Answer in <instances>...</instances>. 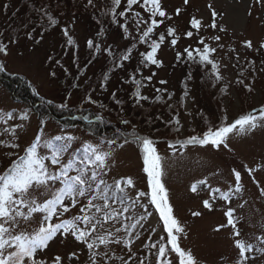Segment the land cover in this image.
<instances>
[{
    "label": "rangeland",
    "instance_id": "rangeland-1",
    "mask_svg": "<svg viewBox=\"0 0 264 264\" xmlns=\"http://www.w3.org/2000/svg\"><path fill=\"white\" fill-rule=\"evenodd\" d=\"M23 1L25 0H0V42L8 45V55L0 53V61L5 65V71L11 75L25 76L34 84L41 96L51 101L53 105L57 104L58 108L82 106V92L71 84V77L76 71V67L72 68L71 66L73 61L71 62L67 58L66 63H64L67 67L64 65L56 67L53 61L55 56L59 57L61 54H66V50L62 49L63 30L68 28L69 33L75 36L74 38L78 39L80 43L97 37L103 42V46L115 48L124 46L126 41L120 38L116 31L108 37H105V34L93 32L91 26H87L90 21L93 23V19H95V11L90 12L91 9L85 8L84 11L81 7L80 10L66 0H61L58 3V10L59 8L64 9L67 15L60 18V16H64L60 10L55 18L58 23L53 27L49 26L47 18L43 16L42 11H39L40 9L37 13L36 11L28 13L26 10L23 11V15L16 14ZM29 2L33 5L39 1L29 0ZM163 2L167 10L172 11V26L176 28L179 26L176 29V35L179 39H188L184 33L191 26L190 21L193 17L201 19L203 25L207 27L212 21L213 11L219 15L217 21L220 22V28L226 29V31H214L209 37V39L215 36L220 37L219 41L213 39V43L218 49L215 56L220 62L223 79L213 83L215 80L206 79L208 73L205 68L194 65L197 80L192 81L193 84L187 87L191 91L190 96L182 98L179 102L178 106L181 109L176 108L178 114L181 111L179 117L181 130L175 131V124L174 128L169 130L170 133L168 135L165 133V136L176 139V143L178 140L186 139L189 135L202 131L209 124L219 125L224 116H227L228 121L231 122L241 114L264 105V74L259 71L256 80L251 83L245 81L246 84H251L253 87V91L248 92L237 83L240 72L236 73L233 63L238 57L239 60H243L241 61L242 66L250 65V59L246 60V58L255 56L257 49H261L260 44L264 43V0L259 3L257 0H189L188 4H184V0H164ZM74 3L78 5L76 2ZM56 6L50 3L48 11L52 12ZM134 9L137 7L134 6ZM176 9H180L179 15L176 14ZM76 12L81 17L75 14ZM29 20L32 22L27 23ZM41 20L44 22L39 24L41 27L38 29L36 22H41ZM133 32H136L135 28ZM29 33H31V39L28 37ZM192 39L196 44L198 43V39ZM245 41H251L253 47L251 49L245 47ZM186 44H188L187 41L182 42L177 49L171 44L162 48L159 57L164 60L165 65L154 77L152 83L154 88L160 84V81L167 79L168 85L162 84V86L167 89L175 87V92L181 93V87L177 86L180 84L179 80L182 73L179 69H176L175 73H171V68L177 66V51H183ZM82 53H85L84 49ZM61 61H63L62 57ZM116 82L117 79H114L110 88L98 92L95 95L96 98H101V101L107 100L115 88ZM225 86H227L226 92L222 91ZM218 90L223 93L218 94ZM62 104L66 106L61 107ZM92 106L98 111H102L98 106L94 104ZM138 110L145 113L149 111V108ZM4 112L13 113L16 119L9 121L8 124L0 123V141H3L0 143V171L10 163L11 158H14L10 156L11 152H21L22 154L21 150L34 139L40 127L45 129V138L50 139L55 135L63 134L76 136L78 140L73 141L70 149L73 153L85 140L93 142L104 140L84 129L81 125L63 126L56 118L47 114L42 118L41 113L33 110L30 104L15 100L0 81V113ZM24 112L29 114V119L20 121L19 116ZM20 123L23 124V127L16 130V139L14 140L11 132H5L4 129ZM193 129H195V133ZM147 130L149 132L143 130L142 134H149L152 126L149 125ZM163 135L160 132L156 133V137L159 138H162ZM12 142L18 143L21 146L20 149L5 147L6 144ZM117 143L120 144L123 141H117ZM230 147L231 151L200 148L199 146L187 148L178 146L174 152L167 142L157 143V150L164 158L163 181L169 191L170 203L173 205L174 214L179 218L187 232V237L182 238L181 245L191 249L201 264H234L235 262L237 251L232 246V229L225 228L220 232L214 231L217 225L226 223L224 212L228 207L236 209L235 215L239 219L238 227L241 230L242 238L249 239L253 244H258L255 238L264 235V197L260 195V188L264 187V128H258L247 136L232 137ZM113 148L112 171L109 173V178L130 176L136 182V190H146V176L142 171L141 153L136 144L130 142L123 148L115 145ZM246 168L257 170L249 175ZM233 169L241 172L243 191L232 197L230 205L218 199L214 203L212 211L205 209L203 200L209 199L210 188L203 187L197 193H193L190 190L191 185L206 179L211 188L227 191L230 187H234ZM241 204H244L243 208L240 207ZM194 211H199L202 215L194 217L191 215ZM141 212L142 210H138L137 215ZM153 230L155 236L159 237L165 234L161 231V223L158 221L156 212L152 215H146L142 226H138L135 232L149 236ZM144 242L145 239H142V242L136 240L133 244L136 247L135 250L140 251L144 248L141 247ZM51 247L53 252L65 256L75 250L79 257L75 264H87V249L75 242L74 238L70 236L63 244L56 242ZM109 249L110 254L115 259L120 258L127 251L122 244L109 245ZM252 255L258 264H264V258H261L258 252ZM155 260L156 257H153L151 264H155ZM65 264H73V262L66 260Z\"/></svg>",
    "mask_w": 264,
    "mask_h": 264
},
{
    "label": "snow or ice",
    "instance_id": "snow-or-ice-1",
    "mask_svg": "<svg viewBox=\"0 0 264 264\" xmlns=\"http://www.w3.org/2000/svg\"><path fill=\"white\" fill-rule=\"evenodd\" d=\"M188 2L189 0H184V4ZM88 5H93V0H88ZM134 6L140 10H134ZM39 11H42L43 16L47 18L49 26L54 27L58 23L46 9ZM142 12L147 15H142ZM176 14H180V9H176ZM105 15L110 16V22L117 24L123 30L124 39L131 36L136 41L126 49L119 60L116 59L111 46L105 49L108 55L113 57L115 67H123L121 62L131 58L136 43L147 45L148 50L140 53L141 63L145 67L148 64L163 66V62L158 59V52L166 36L160 33L158 39L152 38L160 25L166 19H171L163 8L162 0H126V4H122V0H111ZM216 16L217 13L213 11L212 23L207 27L212 29L218 27ZM129 20L133 22L131 25ZM190 25L196 32L204 27L202 20L196 17L191 19ZM130 27L135 28L138 39L132 35ZM220 30L226 31L222 27ZM63 35L68 37V44L74 43L68 34V29L63 30ZM185 35L191 38L194 33L187 31ZM167 36L172 37L170 44L175 47L179 39L176 29L168 27ZM28 37L32 38L31 33ZM212 39L219 41L220 37L215 36ZM198 44L202 47H187L183 53L177 52V59L186 54L189 61L204 66L210 65L211 77L217 82L221 81L223 79L221 66L213 56L217 49L206 43L204 38H200ZM87 45L90 49L94 48L97 53L101 51L100 45L94 43L92 39L87 41ZM245 47L251 49L252 42L245 41ZM260 48H264V43L260 44ZM0 53L8 55L7 44L0 42ZM250 63L254 64V61ZM4 70L5 65L0 63V71ZM260 71L264 72V67ZM240 76H243V72ZM104 79L106 81L108 77L105 76ZM144 79L151 81L152 76ZM133 82L137 86L134 93L136 102L147 100L148 97L141 95L140 92L143 86L141 81L134 79ZM160 83L164 84L166 81L162 80ZM237 83L248 92L253 91L252 85L246 84L244 79H238ZM222 91L226 92L227 86ZM184 95H188L187 91ZM88 100L90 103H96L91 97ZM65 106L61 105V107ZM14 119L16 117L11 112L0 113V123L8 124ZM28 119L27 112L19 116L20 121ZM96 119L101 120L102 117L97 116ZM122 123L127 125L129 121L125 119ZM175 124L177 125L175 131L179 132L178 118L175 119ZM22 127L23 124L20 123L5 128L4 131H10L15 140L16 130ZM258 128H264V105L241 114L231 122L228 121L227 116H224L219 125L209 124L201 132L191 134L186 139L178 140L176 143L170 142L169 147L174 152L177 144L181 148L199 146L231 151L232 137L247 136ZM193 132L195 133V129ZM44 133L45 129L40 127L34 139L21 150L22 154L11 152L10 156L14 158H11L10 163L0 171V264H65L66 260L75 264L79 259L75 250L65 256L53 252L51 247L56 242L63 244L69 236L87 249V264H108L113 259L109 249V245L113 244H122L127 249L129 256L127 259L120 257V264H129L134 256L133 244L140 239L135 230L138 226H142L146 215H152L148 211L149 206L155 209L158 221L161 223V231L166 234L154 243L145 244L150 253L155 250L156 264H201L191 249L181 245V240L187 237V232L174 214L169 191L163 181L164 158L159 154L153 139L149 136L133 134L131 141L124 138L123 143L120 144L117 143V139L99 142L85 140L73 153L70 149L73 141L78 140L76 136L63 134L49 139L44 137ZM130 142L136 144L140 150L142 171L146 176V190H136V182L130 176L109 178V173L112 171L113 146L123 148ZM5 147L20 149L21 146L12 142ZM256 170L246 168L249 175ZM232 175L234 187H230L227 191L211 188L206 179L193 183L190 190L197 193L203 187L210 188L209 199L203 200V207L209 211L213 210V205L218 199L230 205L232 197L243 191L241 172L233 169ZM257 186L259 187V184ZM260 195L264 197V187L260 188ZM240 207L243 208L244 204ZM138 210H142L139 215H137ZM235 213V208L228 207L224 212L226 223L217 225L214 231L232 229V246L237 251L234 264H258L252 254L258 252L261 258H264V235L255 238L258 244L242 238L238 227L239 219ZM191 215L199 217L202 213L194 211ZM138 264H145V260L140 259Z\"/></svg>",
    "mask_w": 264,
    "mask_h": 264
},
{
    "label": "trees",
    "instance_id": "trees-1",
    "mask_svg": "<svg viewBox=\"0 0 264 264\" xmlns=\"http://www.w3.org/2000/svg\"><path fill=\"white\" fill-rule=\"evenodd\" d=\"M38 1H39L38 3L33 5L32 3L29 2V0L23 1V3L19 5L16 14L23 15L24 14L23 11L26 10L28 13H33L35 11L37 13L39 9H46L48 11L51 3V5H57L52 9V12L50 11L54 18H56V15L59 13L60 10H61L60 13L64 15V16H60V18L65 17L67 15L64 9L59 8L58 10L59 7L58 3L61 2V0L60 1L38 0ZM66 1L78 7L80 10L81 7H83L82 9H84V11L85 8L91 9L92 11L90 12L95 11L94 13L95 19H93V23L92 21H90L89 24L87 25L88 27L91 26L93 32L96 31V33L98 34L102 33L105 34V37H108L109 35H111V33L113 34L116 31V34H119L120 38L126 41L124 46L121 47L117 46L115 48L111 46V49L115 53L117 60H119V57L125 53L127 48L131 47L132 43L136 42L132 39L131 36L128 39H124L123 30L120 29L117 24H112L110 22V16L105 15V12L108 10V8L111 5V0H93V5H88V0H66ZM163 1L164 0H162L163 8L167 11L168 16H170L171 19H166L164 23L161 24L160 27L153 33L152 36L153 39H158L160 33H164L166 36L165 42L161 45V48L158 52V59H160L163 62L162 67H164L165 63L164 60L159 57V53L163 47L170 44V41L172 39V37L167 36V28L168 27H173L175 29L179 28V26L178 28L172 26V11L167 10V7L164 6ZM74 2L78 3V5H75ZM23 4H24V8H23ZM122 4H126V0H122ZM102 5H104L103 8ZM119 10L120 9H118V11ZM134 10H140V9L137 8ZM75 14H77V12ZM77 15L81 17L80 14ZM142 15L146 16L147 14L142 12ZM218 18L219 15L217 14V16L215 17V21L218 27L216 29H212L204 26L199 32H196V30L192 29L190 26L187 31H193L194 33L193 37L188 38L185 35L186 38L188 39H178V43L175 46V49H177L184 41L188 42V44H186V47H184V49L187 47H191V48L202 47L198 43L196 44L192 38L198 39V41L200 38H204L206 43H208L212 47H215L213 43V39H209V37H211L212 32L220 31V22L217 21ZM31 22L32 20L27 21V23H31ZM38 22H36V27L38 26V29H40L41 26H39V24L44 21L41 20V22L39 23ZM121 22H123V18H121ZM132 23L133 22L129 20V24L131 25ZM210 23H212V21ZM133 30L134 27H130V31L132 32V35L136 36L138 39V33L133 32ZM186 32L184 34H186ZM68 34H70L69 29H68ZM71 37L74 43L68 44L67 43L68 37L64 36L62 32V38H63L62 49L66 50V54L64 55L61 54L59 57L55 56L54 58L55 60L53 61L55 62L56 67L63 66L64 63H66L67 58L71 62L73 61L71 66L72 68L76 67V71L73 77H71L72 80L71 84L73 87H75L76 89H80V91L82 92V101H83L82 106L78 108H66V109L58 108L57 104L53 105L51 101L41 96L37 92L34 84L30 80H28L25 76L22 75H18V74L11 75L7 73L5 70L0 71V81L2 85L12 94L15 100L30 104L33 110H35L39 114L41 113L40 115L42 118L47 114V115H52L54 118H56L57 121L61 122L63 126L81 125L83 126L84 129L90 131L92 134H94L100 139L109 140L106 138H111V139H117V141H123L124 138H128L129 140H132L133 134H139L142 136H149L151 139H153L156 142V147L158 142L165 141L168 144L170 142L175 143L176 139L166 137L165 133H167L168 135L170 133L169 130L171 128H174L175 126V119L176 118L180 119L179 117L181 111L178 114L176 108L179 107L178 105L179 102L182 100V98H186V97L188 98L190 96L191 91H189L187 87L190 84H193L192 81L197 80L196 69L194 68V65L206 69L208 73L206 79L215 80L214 78L211 77L210 65L204 66L189 61L185 54L180 59H176V65L178 67L176 66L171 68L172 70L171 73H175L174 71L176 69H179L180 73H182V77L179 80L180 84L178 83L179 85L177 86V87H181L182 89L181 93L177 94L175 92L176 91L175 87L171 89H167L165 87L166 85H168L167 79L163 80L166 81V83H164L165 86H162V84L160 83L158 84L157 87L154 88L152 86L154 77L162 67H157L151 64H148V66L145 67L144 64L141 63L142 57L140 56V53L148 50L146 44L136 43V47L133 48L132 50L131 58L128 61L121 62L123 64V67H115L113 57L109 56L108 52L105 51V49L108 47L103 46L102 44L103 42L98 40L97 37L92 38V40L94 41V43L100 45L101 51L99 53H97L94 48L90 49L87 45V42L80 43L78 39L74 38L75 36L71 35ZM88 40L90 39H87V41ZM83 49L85 50V53H82ZM177 52L183 53V51H177ZM213 56L217 61L215 53L213 54ZM61 57L63 58V61H61ZM247 59H250L251 62L254 61V64L251 63L250 65L244 67L242 66V62H241L243 60H239L237 58L234 60L233 63L235 65L234 68L236 70V73L243 72V76H240L239 73L237 80L244 79V81L251 83L252 81L256 80L260 69L264 67V63H262L264 62V48L257 49V54L255 56H250V58L247 57L246 60ZM64 66L67 67L66 65ZM153 73H155V75H153ZM262 73L264 74V72ZM105 76L108 77L106 81L104 79ZM148 76H152L151 81H147L144 79L145 77ZM114 79H117V82L115 83V88L109 94L108 99L101 101V98H96L95 95L98 92H103L110 88V85L112 81H114ZM134 79L141 81L143 86L141 87L140 92L141 95L148 97L147 100H141L139 101V103L136 102V97L134 93L136 91L137 86L133 82ZM177 79H179V77H177ZM216 82L217 81H214L213 83ZM157 89H160V91H157ZM185 91H187L188 93L187 96L184 95ZM221 93L223 92L218 90V94ZM89 97H91V99L96 103H90L88 100ZM117 101H120V103H117ZM92 104L101 108L102 111H98L94 106H92ZM101 105H103V107H101ZM146 107L149 108V111L145 113H143V111L140 112V110H138ZM97 116H101L102 119L97 120L96 119ZM85 117H87V119H85ZM125 119L129 121V124L126 125L122 123V120ZM149 125L152 126L151 132L149 134H142L143 130L149 132V130H147ZM152 132L154 134H151ZM157 132L163 133L164 134L163 137L162 138L156 137ZM178 146L179 145L177 144V147ZM148 211L150 213L155 212L154 208L151 206H149ZM139 237H140L139 240H141V242L142 239L143 240L145 239L143 246H141L144 248H142L140 251H137L135 250L136 247H134L133 245L132 252L134 253V256L129 261V264H138L139 262L138 260L140 259H144L145 264H151V262H153L152 261L153 257H156L155 250H152V252L150 253L149 250L145 247V244L154 243L161 236L159 237L155 236V232L153 231L152 233L149 234V236H144L142 234H139ZM140 254L142 255L139 256ZM128 256L129 253L128 251H126L121 257L127 259ZM108 264H120V258L118 259L113 258L111 261L108 262Z\"/></svg>",
    "mask_w": 264,
    "mask_h": 264
}]
</instances>
